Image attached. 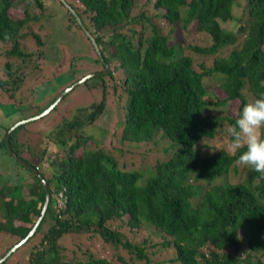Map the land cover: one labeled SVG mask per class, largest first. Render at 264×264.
I'll list each match as a JSON object with an SVG mask.
<instances>
[{
	"label": "trees",
	"instance_id": "obj_1",
	"mask_svg": "<svg viewBox=\"0 0 264 264\" xmlns=\"http://www.w3.org/2000/svg\"><path fill=\"white\" fill-rule=\"evenodd\" d=\"M76 1L81 10L64 0L92 36L102 62L73 14L57 0L67 28L79 29L89 47L83 53L70 49L77 56L69 65L78 60L83 70L74 78L77 70L70 67L59 85L68 84L49 93L47 102L62 94L63 100L73 88L83 95L93 86L86 83L91 78L97 79L101 97L88 104L83 95L86 104L64 110L63 116L56 100L38 116L49 105L42 109L32 91L36 101L13 102L16 116L0 120L1 168L11 162L28 172L21 183L0 173V233L14 238L0 262L40 215L42 178L49 199L23 241L39 234L22 264H113L112 258L119 264H264V175L244 166L237 180L233 175L243 149L233 155L204 144L223 121L234 124L244 104L264 94V0ZM31 7L46 9L43 0H0V45H10L6 56L24 60L30 54L20 49L18 38L27 21L41 15L28 12ZM10 8L22 9V17H10ZM178 35L187 37L184 44ZM31 36L41 46L43 40ZM192 55L211 62L196 63ZM19 67L11 70V62H4L0 97L13 96L21 81ZM117 69L120 76L113 75ZM205 77H216L223 97L206 90ZM106 78L112 97L107 106ZM229 101L237 103L233 114L226 111ZM117 108L123 113L117 120L121 141L160 144L161 157L153 164L128 168L119 162L120 148L114 155L98 145L107 133L100 127L104 118ZM56 113L39 138L24 135L26 122ZM66 236L96 239L109 254L96 256L77 242L67 253L61 243ZM164 251L166 259L160 257Z\"/></svg>",
	"mask_w": 264,
	"mask_h": 264
},
{
	"label": "rangeland",
	"instance_id": "obj_2",
	"mask_svg": "<svg viewBox=\"0 0 264 264\" xmlns=\"http://www.w3.org/2000/svg\"><path fill=\"white\" fill-rule=\"evenodd\" d=\"M52 1L56 2V5L50 4ZM74 2L76 7L79 3L76 0H71ZM43 3L46 9L31 7L28 10L30 13L38 14V18L32 19L27 21L26 25L20 29L21 37L18 38L19 47L25 53H30L28 57L24 58V60L17 59L15 57L6 56L4 53L5 48H9L8 44H2L0 46V78L4 76V70L2 68L5 61L11 62V70L15 65L20 66L16 71L19 74L21 81L18 83V87L15 89L13 96L10 98L7 97L6 93H2L6 97H0V120L6 121L9 120L12 116H16L15 109L16 107L13 102L22 103L23 105L30 103L33 99L36 101V97H38V104L42 109H45L49 104L47 100L50 96L49 93H53L56 90H59L63 86L67 85L68 83H64L59 85L62 81L60 80L61 77L68 71L69 68L72 67L74 73V78H77L80 72L83 70L81 68V63L78 60H74L71 65H69L70 59L72 60L74 57L77 56V52H73L70 49L79 50L78 52L83 53L88 47L89 44L87 41L82 37L79 29H68L67 28V20L66 16L63 11H60V7L58 8L57 0H43ZM79 10L82 8L80 5L78 6ZM146 9H150L149 6ZM236 11V10H235ZM46 15L42 16V13ZM48 14V15H47ZM8 15L12 18H19L22 17V9L19 8H10L8 11ZM42 16V17H41ZM47 19V20H45ZM47 21H49V25H47ZM50 26V27H49ZM72 27V26H71ZM51 29V30H50ZM31 33H36L40 39L43 40V43L40 45H36L34 39L31 36ZM193 34V33H190ZM48 35V36H47ZM47 36V37H46ZM187 37L184 35H178V41L184 44ZM197 42H201L200 40H196ZM48 42V44H47ZM204 43V42H203ZM48 45L51 48V51L48 49ZM228 48V47H225ZM226 50V49H224ZM223 52V51H222ZM193 56V55H192ZM193 57L196 63L197 62H204L205 65H209L211 62V58H203V56L194 55ZM98 60V59H97ZM20 64V65H19ZM197 67V65H195ZM93 67V66H92ZM85 69V68H84ZM111 69V68H110ZM104 71V69H103ZM114 71V70H113ZM114 76H120L121 72L119 69L115 70ZM216 78V77H215ZM214 77L212 78H204V82L207 86L206 90L212 91V93L217 97H223V93L221 89L216 85L217 81ZM107 79V78H106ZM105 79V80H106ZM93 81V82H92ZM69 82V81H68ZM97 79L91 78L88 79L86 83H93L92 88L86 90L83 95L86 96V100L88 104L91 101H97L101 97V90L98 85L96 84ZM112 83V82H111ZM106 91H105V104L110 105L112 102V97L110 96V89H109V81L107 79L106 83ZM58 86V87H56ZM83 87L87 85L82 84ZM117 86V85H116ZM57 88V89H56ZM36 91L37 94L34 97V92ZM80 88H73L71 93H69L63 100V94L61 98L58 96L57 104L60 105V111L62 114L66 115L67 111L72 106H79L80 104H86L85 98L83 95H78L80 92ZM61 94V93H60ZM1 95V93H0ZM46 105H45V104ZM55 103V104H56ZM92 103V102H91ZM115 103V102H114ZM56 104V105H57ZM58 105V106H59ZM237 103L235 101H229L226 106V111L229 114L235 113ZM33 107V106H32ZM55 107V106H54ZM35 108V107H33ZM49 112V111H48ZM45 115V114H44ZM56 116L58 118V114H52L49 118L44 119H34L31 121L26 122L24 135L33 139L37 136L44 133L48 128V124L54 120H51V117ZM63 116V115H62ZM111 118H104L103 124H101V128L107 131L101 139L98 141V145L102 146L105 149L112 151L114 155L117 154V149H121L119 154L120 161L126 164V167L133 168L137 167L140 163H144L147 165L153 164L156 160V157H161L160 151V144L153 145L152 141L141 142L140 144H131V142L121 141L119 139V131H121V122H117L121 117H123V113L121 110L117 108V111L113 112L109 115ZM16 123V122H14ZM93 127V126H92ZM228 127V124L223 121L222 125L217 129V132L214 139L206 140L204 143L208 146V149L211 148H223L226 151L227 144H228V136L225 132V129ZM22 128V127H21ZM97 130L96 126L94 127V133ZM39 132V133H38ZM3 135V130L0 128V137ZM97 135V134H96ZM37 138V139H38ZM166 146V144L164 145ZM55 151V150H54ZM164 151L163 156L168 155V152ZM229 152V151H228ZM54 153V152H53ZM52 157V156H51ZM1 162V160H0ZM5 169L1 168L0 163V173L8 175L10 181H17L21 183L28 172L21 167H12V163L9 162ZM244 175V166L237 165V171L233 175L237 180H240ZM47 223L42 227V229H46ZM85 236V235H84ZM84 236L76 237V236H66L61 239V243H63L66 247L65 252L71 253L72 249H75V242H77L81 246H87L95 252L96 256L107 255L109 252L104 248L96 244V239H86ZM39 239V234H36L30 240L23 242L22 244L18 245L17 249L13 251L11 254L7 256L5 260H2L0 264H22V262L27 258V255L32 247L36 244L37 240ZM14 241V238L8 236L5 233H0V254L1 252L7 248L10 243ZM161 252L158 253V256ZM123 258L126 259V255L120 253ZM155 256L153 259L157 258ZM169 256L167 252L164 251L161 254V258L166 259ZM2 256H0L1 258ZM113 259V264H119L116 262L115 258ZM264 260V258H263ZM127 264H140L137 262H128Z\"/></svg>",
	"mask_w": 264,
	"mask_h": 264
},
{
	"label": "clouds",
	"instance_id": "obj_3",
	"mask_svg": "<svg viewBox=\"0 0 264 264\" xmlns=\"http://www.w3.org/2000/svg\"><path fill=\"white\" fill-rule=\"evenodd\" d=\"M262 130H264V94L244 104L234 124L229 125L225 132L228 136L227 149L231 154L235 155L237 151L243 149L236 164L247 166L264 175V131Z\"/></svg>",
	"mask_w": 264,
	"mask_h": 264
},
{
	"label": "water",
	"instance_id": "obj_4",
	"mask_svg": "<svg viewBox=\"0 0 264 264\" xmlns=\"http://www.w3.org/2000/svg\"><path fill=\"white\" fill-rule=\"evenodd\" d=\"M65 6H66V8L73 14V16H74V18H75V20H76V22L78 23V25H79V27H80V29H81V31L85 34V36L89 39V41L91 42V44H92V46H93V49H94V52H95V54H96V56H97V58L102 62V59H101V55H100V52H99V50H98V47L96 46V44L94 43V40H93V38H92V36L88 33V31L86 30V28L84 27V25L79 21V19L77 18V16H76V14L73 12V10L67 5V4H65V2H64V0H60ZM106 68L104 69V71H102L101 73H105L106 72ZM90 75H93V74H90ZM60 97V95L58 96V98ZM56 103V100H54L44 111H42L40 114H38V116H42V115H44V114H46L53 106H54V104ZM5 144H6V148H7V150H8V152H10V149H9V147H8V143H7V134H6V136H5ZM22 162V161H21ZM25 164V163H24ZM28 168L30 167L32 170H33V172L35 173V174H37L36 173V171L30 166V165H26ZM41 181H42V185H43V188H44V201H43V205H42V208H41V211H40V215H39V217L37 218V220L35 221V224L33 225V227L31 228V230L29 231V233L27 234V236H29L30 234H32L33 233V231H34V229H35V227H36V225L38 224V222H39V220H40V218H41V216L43 215V213H44V211H45V208H46V205H47V202H48V199H49V190H48V187H47V185H46V183L42 180V178H41ZM27 236L25 237V238H23L22 240H20L17 244H15L11 249H14V248H16L20 243H22L26 238H27Z\"/></svg>",
	"mask_w": 264,
	"mask_h": 264
}]
</instances>
